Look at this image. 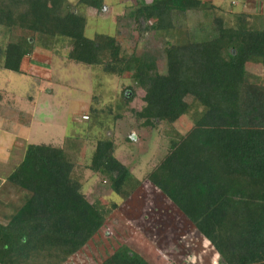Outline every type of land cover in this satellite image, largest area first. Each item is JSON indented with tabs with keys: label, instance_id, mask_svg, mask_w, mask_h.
<instances>
[{
	"label": "trees",
	"instance_id": "16d2710c",
	"mask_svg": "<svg viewBox=\"0 0 264 264\" xmlns=\"http://www.w3.org/2000/svg\"><path fill=\"white\" fill-rule=\"evenodd\" d=\"M79 6L105 8L104 0H0V69L23 74L37 48L57 54L66 44L67 60L130 79L145 93L139 111L133 88H125L113 107L99 109L95 96L90 108L98 118L113 115L117 124L131 117L139 128L167 130L200 103L204 114L169 140L148 179L210 242L219 264H264V85L248 77L251 63L264 72V26L246 12L227 17L207 0L140 1L133 17L139 35L154 32L165 41L161 68L147 53L127 56L114 36L86 37ZM206 11L208 26L178 24L179 17ZM80 140L28 145L4 177V188L18 189L25 200L7 224L0 223V264H67L88 247L101 248L99 229L111 209L101 200L90 204L83 192L81 165L74 161ZM115 154L114 136L96 139L86 169L126 199L139 183H131ZM100 264L131 262L115 254Z\"/></svg>",
	"mask_w": 264,
	"mask_h": 264
},
{
	"label": "rangeland",
	"instance_id": "374dc122",
	"mask_svg": "<svg viewBox=\"0 0 264 264\" xmlns=\"http://www.w3.org/2000/svg\"><path fill=\"white\" fill-rule=\"evenodd\" d=\"M68 1L74 5L78 2ZM140 1L151 4L156 0H104L106 10L104 8L98 11L79 6L77 11L87 20L86 37L93 38L95 34L114 36L127 56H141L147 53L159 58V65L163 68V38L154 32L141 37L137 30L138 25L133 17L140 7ZM207 1L223 8L227 17L239 11L247 12V6L255 7V10L251 9L250 12L256 14L258 28L264 26V0ZM255 1H259L262 7H257V3L254 6ZM210 23L209 11L188 14L185 19L178 18V24L189 29L198 24L208 26ZM68 51L66 44L57 46V54L37 48V57L24 61L23 74L0 69V185L14 164L22 158L28 145L61 146L65 138L76 137L82 141H79L74 161L81 165L77 167V174L84 182L92 176L96 179L95 175L86 169L91 164L96 139L110 136L115 138L118 159L128 162V168L135 176L143 177L165 157L169 140L187 132L206 110L200 103L194 102L186 115L167 130L163 129V126L155 130L139 128L137 121L131 117L117 124L114 123L113 115L101 114L98 118L90 108L94 107L92 100L95 96L101 98L97 105L99 109L109 105L113 107L125 88H133L135 99L132 105L139 111L144 106L142 99L145 93L130 79L107 76L100 68L67 60ZM248 77L252 82L264 85V72L258 63L249 65ZM127 94L130 96L131 93ZM85 116H89L91 120H84ZM4 189L7 190L8 187ZM108 191L110 186L103 184L100 177L96 183V192L104 194ZM21 197H11L7 192L0 193V216L17 212L23 204L17 201ZM176 235L177 256L174 260L179 261L176 264H210V257L200 253L192 238L182 240L181 232ZM187 237L189 238V235ZM89 253L90 248H87L67 264H94L93 259L88 257ZM186 258L190 262H184ZM94 260L100 262L99 257L95 255Z\"/></svg>",
	"mask_w": 264,
	"mask_h": 264
},
{
	"label": "crops",
	"instance_id": "0c3cea01",
	"mask_svg": "<svg viewBox=\"0 0 264 264\" xmlns=\"http://www.w3.org/2000/svg\"><path fill=\"white\" fill-rule=\"evenodd\" d=\"M256 3L257 7H262L259 1H255L254 6H256ZM246 9L247 12L244 10L242 12H246L252 16L256 15L250 12L255 10V7L249 8L247 6ZM118 160L131 174L133 179L131 183H139L128 198L123 199L113 192L110 182L102 176L95 175L96 179H93L94 176H92L84 182L83 191L88 202L94 204L101 200L109 204L111 209L107 220L99 229V237L102 241L101 248L96 247L94 250H90L88 256L93 259L94 264H100L115 254H122V256L130 260L131 264L179 263V261L174 259L177 256V251L175 250L177 246L175 240L177 237L176 233L180 232L183 234L182 240H191L192 238L194 240L193 243L201 251L200 253L210 257V264H219V254L210 242L198 232L185 214L148 179V175L160 165L164 158L161 162L154 165L143 177L135 176L128 168V162ZM100 177L103 184L110 186V191L104 194L96 192V183ZM4 185L5 180L3 179L0 185L1 191ZM7 187L8 189L5 193H9L11 197L22 195L18 189ZM10 192H14V194ZM22 197L17 199V201L24 203L25 197L23 199ZM11 217L10 213L1 215L0 223L7 224ZM187 235H189V238ZM185 246L187 247V245ZM94 255L99 257L100 262L94 260ZM190 257L192 259V256ZM185 260L189 261L188 258L184 259V262Z\"/></svg>",
	"mask_w": 264,
	"mask_h": 264
},
{
	"label": "water",
	"instance_id": "95a60500",
	"mask_svg": "<svg viewBox=\"0 0 264 264\" xmlns=\"http://www.w3.org/2000/svg\"><path fill=\"white\" fill-rule=\"evenodd\" d=\"M105 10H106V8H105Z\"/></svg>",
	"mask_w": 264,
	"mask_h": 264
}]
</instances>
